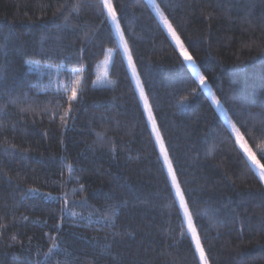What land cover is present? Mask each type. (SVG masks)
Instances as JSON below:
<instances>
[{
    "label": "trees",
    "instance_id": "1",
    "mask_svg": "<svg viewBox=\"0 0 264 264\" xmlns=\"http://www.w3.org/2000/svg\"><path fill=\"white\" fill-rule=\"evenodd\" d=\"M156 1L264 163V0ZM76 3L0 0V264H200L122 50L111 83L95 84L117 48L112 26L97 0ZM113 3L210 264H264V182L207 93L192 96L195 77L148 1ZM72 70L84 84L65 126ZM65 193L76 217L61 211ZM110 208L114 228L99 219Z\"/></svg>",
    "mask_w": 264,
    "mask_h": 264
},
{
    "label": "snow or ice",
    "instance_id": "2",
    "mask_svg": "<svg viewBox=\"0 0 264 264\" xmlns=\"http://www.w3.org/2000/svg\"><path fill=\"white\" fill-rule=\"evenodd\" d=\"M151 2V0H149ZM80 0H77V3L73 6V10H78L80 8ZM96 6L98 7L100 15L104 17L103 22L109 23L112 26V29L109 33L111 36L113 33L118 41L116 49H109V54H113L116 51L122 50L124 58H126L128 66L131 71V76L135 80L136 88L138 90L139 101L143 105V110L146 115V125L150 126V135L154 137V143L159 147V156L158 159L161 161L162 168L166 172V179L168 185L171 189V196L173 203L177 205V215L179 217L182 212V217H180L181 228L184 229L181 231V237L188 236L190 240L195 243V251L198 253L200 264H210L208 254L205 250L204 244L202 243L201 237L197 231L194 222V216L191 211L192 205L189 202V196L182 185L180 176L178 175V165L173 156L170 154L169 145L167 144L165 137L159 127V123L156 118V114L153 108V105L150 101L149 95L145 90L143 81L141 79L140 73L137 70V66L132 54V49L130 48L128 41L124 34V28L120 23V13H118L116 6L113 3V0H97ZM153 10L156 17L159 19L160 26L167 32L171 37V40L174 42V46L177 50V55L181 58L182 65H187L195 81L197 82V87L191 90L192 96H196L199 93H207V96L210 100V106H214L215 112L221 117L225 124L224 131L228 133L229 137L234 135V142L243 141V134L241 132V127L247 128V122L243 119L241 112L233 113L237 120H233L229 114V111L226 107L227 98L223 99L221 96L216 95L213 89L210 86L208 77L201 72L199 63L197 59L189 52L188 47L185 45L181 39L180 33L177 31V28L173 25L172 19L169 18V14L157 4H153ZM112 62L110 59H106L105 63L108 64ZM95 83H111L107 79V73L103 77H97ZM84 78L81 75L73 73V79L70 84H66L63 87V95L66 97L67 108L63 110V115L61 119L63 120L65 126H67V120L65 117H70L74 112V103L79 102L78 94L83 91ZM70 93V95L68 94ZM188 97H184L179 103L183 106L187 101ZM16 100H13L12 103H16ZM30 109H21V111H28ZM45 111H49L45 109ZM59 110L53 112V115H58ZM249 118H254L252 113L247 114ZM239 121V126L237 124ZM102 135V134H99ZM243 149V154L246 155L247 160L250 162L252 168H259V177L262 182H264V163H261V160L257 158L255 152L252 151L250 147L246 144H241ZM261 153L264 154V146L261 147ZM69 172L73 171L72 166L67 165ZM38 191V189H30L31 192ZM48 195H51L49 193ZM61 199L65 201V207L61 209L62 212H67L68 215L76 217L77 213L73 212L67 207V194L65 193ZM93 213H89L87 217L80 216L79 219L86 220L88 223H92ZM115 217V209L110 208L104 214H102L99 219L105 222V227H115V224L112 222ZM61 221H63V216H61ZM59 250V244L53 243L52 247L49 248L48 252L45 253V257H49L54 253V251Z\"/></svg>",
    "mask_w": 264,
    "mask_h": 264
},
{
    "label": "rangeland",
    "instance_id": "3",
    "mask_svg": "<svg viewBox=\"0 0 264 264\" xmlns=\"http://www.w3.org/2000/svg\"><path fill=\"white\" fill-rule=\"evenodd\" d=\"M148 1V3H149V5L151 6V8L153 9V4H157V5H159L158 3H157V1L156 0H151V2H149V0H147ZM154 11V10H153ZM155 13V12H154ZM106 59H110L111 61H112V56H108ZM106 59H105V61H106ZM105 61L103 62V64H102V66H101V68H100V70H99V73H98V77H103L104 76V74L105 73H107V79L109 78V75H108V73H109V69H110V65H111V62L110 63H108V64H106L105 63ZM128 64V63H127ZM129 67V66H128ZM58 69H65L64 68V66H61L60 68L58 67ZM129 70H130V68H129ZM131 72V71H130ZM73 73H76V74H78V71L77 70H72V74ZM73 76V75H72ZM133 81H134V83H135V80L133 79ZM96 85H105L106 83H95ZM135 86H136V83H135ZM137 89V88H136ZM138 91V90H137ZM239 143V145H240V147H241V144L243 143V144H246L248 147H249V145L247 144V142L245 141V139L243 138V141H241V142H238ZM242 149V148H241ZM243 150V149H242ZM256 169V171H257V173H258V175H259V168H255Z\"/></svg>",
    "mask_w": 264,
    "mask_h": 264
}]
</instances>
